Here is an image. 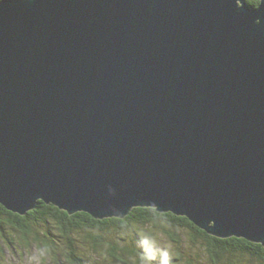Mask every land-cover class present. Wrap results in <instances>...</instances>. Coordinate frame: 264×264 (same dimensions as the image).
Listing matches in <instances>:
<instances>
[{"label": "water", "instance_id": "1", "mask_svg": "<svg viewBox=\"0 0 264 264\" xmlns=\"http://www.w3.org/2000/svg\"><path fill=\"white\" fill-rule=\"evenodd\" d=\"M257 1L0 0V204L264 245Z\"/></svg>", "mask_w": 264, "mask_h": 264}, {"label": "trees", "instance_id": "2", "mask_svg": "<svg viewBox=\"0 0 264 264\" xmlns=\"http://www.w3.org/2000/svg\"><path fill=\"white\" fill-rule=\"evenodd\" d=\"M21 247L34 249L43 264H90V255L99 264H264L261 243L217 237L185 216L152 207L99 219L43 201L24 215L0 204V264Z\"/></svg>", "mask_w": 264, "mask_h": 264}, {"label": "rangeland", "instance_id": "3", "mask_svg": "<svg viewBox=\"0 0 264 264\" xmlns=\"http://www.w3.org/2000/svg\"><path fill=\"white\" fill-rule=\"evenodd\" d=\"M17 247V246H16ZM20 255H11L10 253H6V259L3 261V264H43L41 263L37 252L32 249V251L28 250L25 251L23 250V248L21 247L20 249L18 248ZM6 252H8L6 250ZM16 251H14L13 253H15ZM90 258L88 259L90 264H99L100 262L96 259L95 256L90 255ZM104 264V263H102ZM107 264V263H105ZM109 264H116V263H109Z\"/></svg>", "mask_w": 264, "mask_h": 264}]
</instances>
